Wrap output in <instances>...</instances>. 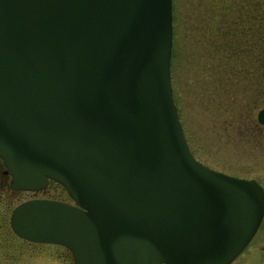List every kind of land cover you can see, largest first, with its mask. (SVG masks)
Masks as SVG:
<instances>
[{"label": "water", "instance_id": "obj_1", "mask_svg": "<svg viewBox=\"0 0 264 264\" xmlns=\"http://www.w3.org/2000/svg\"><path fill=\"white\" fill-rule=\"evenodd\" d=\"M171 0H0V158L18 236L73 264H228L264 211L253 178L196 160L169 84ZM264 125V105L255 114Z\"/></svg>", "mask_w": 264, "mask_h": 264}, {"label": "rangeland", "instance_id": "obj_2", "mask_svg": "<svg viewBox=\"0 0 264 264\" xmlns=\"http://www.w3.org/2000/svg\"><path fill=\"white\" fill-rule=\"evenodd\" d=\"M169 84L193 157L212 169L253 178L264 191V125L255 118L264 105L262 0H171ZM14 190L11 200L0 202V216L6 219L5 224L0 218L2 257L6 245L16 243L7 225L16 203L28 198L73 202L50 179L38 190ZM27 250L28 263L38 258L40 264H73L69 250L58 243L28 245ZM228 264H264V211Z\"/></svg>", "mask_w": 264, "mask_h": 264}, {"label": "flooded vegetation", "instance_id": "obj_3", "mask_svg": "<svg viewBox=\"0 0 264 264\" xmlns=\"http://www.w3.org/2000/svg\"><path fill=\"white\" fill-rule=\"evenodd\" d=\"M3 165L4 164L2 162V159L0 158V202H4L5 200H7L6 198H8V200H11L12 194L15 191L10 184L11 176L10 174H8L6 166ZM12 208L9 211V215ZM9 215L7 219V225L10 233L14 235V242L16 243H14V245H12L11 243H10L11 245L9 246L6 245L4 249L5 251L4 256L2 257V255H0V264H30V263L40 264L42 261H40L38 258L32 259V261L28 263L27 253H26L28 251L27 247L28 245L40 246L46 242L32 241L18 236L16 233L13 232V230L10 227ZM0 218L1 221H3V223L6 222V219L4 218V214H2ZM1 226L2 225L0 223V227Z\"/></svg>", "mask_w": 264, "mask_h": 264}, {"label": "trees", "instance_id": "obj_4", "mask_svg": "<svg viewBox=\"0 0 264 264\" xmlns=\"http://www.w3.org/2000/svg\"><path fill=\"white\" fill-rule=\"evenodd\" d=\"M262 2L264 3V0H262ZM214 34H216V31H214L213 36H214Z\"/></svg>", "mask_w": 264, "mask_h": 264}]
</instances>
